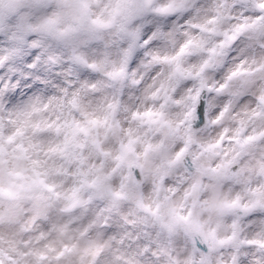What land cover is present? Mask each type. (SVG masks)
Masks as SVG:
<instances>
[{
  "label": "clouds",
  "instance_id": "9594fccd",
  "mask_svg": "<svg viewBox=\"0 0 264 264\" xmlns=\"http://www.w3.org/2000/svg\"><path fill=\"white\" fill-rule=\"evenodd\" d=\"M0 264H264V0H0Z\"/></svg>",
  "mask_w": 264,
  "mask_h": 264
}]
</instances>
